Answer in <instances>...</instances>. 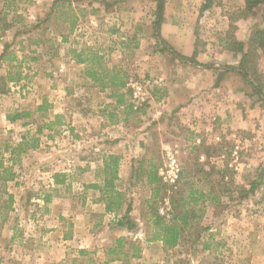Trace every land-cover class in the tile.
<instances>
[{
  "label": "rangeland",
  "instance_id": "obj_1",
  "mask_svg": "<svg viewBox=\"0 0 264 264\" xmlns=\"http://www.w3.org/2000/svg\"><path fill=\"white\" fill-rule=\"evenodd\" d=\"M56 1L0 0V34H4L11 46L3 51L4 58L0 59V93L4 92L0 94V264H264L262 52L252 57L248 68L255 65V69H248V76L250 82L262 87L263 93H256L240 72L231 69H238L240 62L228 65L224 55L221 74L230 71L237 76L225 80L224 107L208 111L206 116H197L201 123L198 138L193 132L191 140L199 139V142L185 149L183 155L178 153L182 173L177 185L160 190L141 186L137 192L143 203L150 198L152 202L156 200L161 216L160 208L169 207L171 217L163 216L166 221L172 219L176 207L180 212L190 210L179 245L168 249L157 242H149V238L157 236L149 213H146L149 219L130 232L112 235L111 228H107L110 236L102 237L92 232L90 238L95 242L89 240L84 247L77 246L70 238L64 239L75 233L72 225L74 191L72 187L71 190L62 187L59 192L62 197L54 202V173L72 174L76 162L90 151L94 141L86 133L72 138L70 132L54 131L61 125L62 118L49 115L54 102L50 100H58L55 97L65 88L67 92L74 91L78 84L72 83L73 76L85 74L89 64H95L103 73L100 79L103 81L94 84L100 88H106L107 82L113 87L116 80L151 81L150 102L138 109L133 107L135 111L148 108L153 97L162 91L160 79L151 71L154 61L149 56L163 53L164 45L160 34L147 35L145 27H136L137 22L150 25V20L143 17L132 20L121 11L124 7L137 8L144 16L153 6L149 0L142 3L74 0L62 6ZM243 8L235 11L232 17L245 19L251 36L255 29L264 28V5L249 12ZM70 10L78 16L77 20L65 18ZM86 11L92 15L88 16ZM46 12L51 16L48 25L43 27L42 18ZM221 27L227 28L225 24ZM235 28L241 26L232 24L231 33ZM62 35L64 38L60 41ZM227 35L223 31L217 42L224 45ZM245 44L247 48L248 41ZM228 47L237 51L233 43ZM80 49V56L76 55L78 51L73 52ZM98 56L103 60L96 63ZM73 58L79 63H73ZM114 67L120 74L112 73ZM5 75L11 79L7 81L3 78ZM127 91H130L132 102V90L127 88ZM235 94L238 95L237 107L231 108L230 95L235 101ZM44 98L48 100L46 103L42 102ZM70 103L66 100L68 106ZM40 104H43L41 109L38 108ZM16 111L31 113L16 122L5 118L6 114ZM51 121L56 123L48 128ZM185 134L191 136L190 132ZM23 137L25 144L20 146ZM165 155L161 153L162 166ZM11 172L16 173L12 179ZM260 175H263L262 185L242 198V190L249 188L250 182ZM67 181L72 186V180ZM190 188L205 190L209 196L219 198L212 200L206 196L191 200ZM6 192L13 194L12 201ZM46 194H52L48 203L44 202ZM9 204L10 207L4 208ZM153 204L155 206V201ZM100 217L96 212L93 219L98 222ZM121 237L126 240L118 246Z\"/></svg>",
  "mask_w": 264,
  "mask_h": 264
},
{
  "label": "crops",
  "instance_id": "obj_2",
  "mask_svg": "<svg viewBox=\"0 0 264 264\" xmlns=\"http://www.w3.org/2000/svg\"><path fill=\"white\" fill-rule=\"evenodd\" d=\"M114 1L142 3L144 0ZM149 1L153 6L150 10H146L144 16L137 11V8L121 9V11L124 10V15L132 20L138 17L150 20V25L147 26L141 22L136 23V27H145L144 34H160L162 37L161 44L164 47L161 52L163 53L149 56L154 61L151 71L160 79L158 81L162 85V91L159 96L153 97L148 108L140 111L133 109L130 91H127V82L124 87L121 85L110 87V82H107L106 88L94 86L99 81H103L100 80L103 73L99 71L98 65L89 63L85 74L79 77L73 76L72 83L78 84L74 91L67 92L65 88L60 90L56 97L54 96L58 97V100H50L55 103L50 105L53 112L50 110L49 115L54 114L56 118H62L61 125L54 128V131L70 132L72 138H80L82 133H86L94 141L90 151L78 159L72 174L65 171L54 173V176L59 174L60 178H64L63 182H55L54 202H58V198L62 197L59 193L62 187L70 190L72 187L74 191L72 207L75 213L72 217V225H74L75 233L64 239L70 238V241L75 242L79 247H84L83 245L88 244L89 240L94 241L90 238L92 232L102 237L105 234L110 236V231L112 235L132 231L133 228H128L127 224L119 223L126 213L128 204L131 205L130 215L136 226H141L143 220L146 222L149 219L151 198L143 203L138 199V190L141 186H147L153 190L161 185V182L159 184L149 182L156 175L160 176L161 153L165 155L166 150L176 147L178 153L183 155L185 149L193 148L199 142V139L191 140L193 132L198 138L197 132L201 125L198 117L206 116L208 111L224 107L222 100L227 98L224 92L225 80L237 76L230 71L224 75L221 74L222 63H224L221 59L224 55L228 65L238 64L242 57L240 51H234L228 47V44L233 43L234 38L246 43L251 33V30L246 28L249 24L245 19L232 17L235 11L244 7L245 0H164L162 13H159L156 8L157 0ZM56 2L62 6L70 5L74 3V0ZM46 13L42 18L43 27L48 25L47 22L51 16L50 12ZM85 13L88 16L92 15H89L88 11ZM65 18L77 20L78 16L70 10L68 17ZM159 20L161 21L158 24ZM224 24L227 26L226 30L221 27ZM232 24L241 26L240 29H233L234 35L229 30ZM72 29L73 27L70 26V30ZM223 31L224 34H228L224 45L217 42V38L223 34ZM6 33L8 34L7 30ZM63 38L62 35L59 40L62 41ZM152 42L156 43L153 38ZM9 46L10 44L4 39V34H0L1 60L4 58L3 51L9 49ZM79 51L81 49L73 50L80 56ZM98 57L99 61L103 60L102 56ZM76 60L73 58L72 62L79 61ZM94 67L97 73L92 76L88 72ZM111 71L120 74V70L116 67ZM3 78L7 81L11 79L6 75ZM117 81L119 80L113 83ZM230 96L231 108L233 105L237 107L238 95L235 94V101L232 100L233 96ZM45 97H48L47 94ZM66 100L71 101L69 106ZM47 101V98L42 100L45 103ZM42 105L40 104L39 107L43 108ZM8 115H5L8 121H17L9 120ZM193 118L194 123L191 122ZM55 123L56 121H51L47 127ZM185 132H190L191 136L186 137ZM24 140L23 137L22 141ZM112 157H115L118 162L115 189L122 192L124 198L119 210L108 211L104 189L108 177L106 166ZM67 180H72V186ZM30 198L31 196L28 197ZM51 200L52 194L44 196V202L48 203ZM96 212L101 215L98 222L93 219ZM146 213L149 214L146 215ZM107 228H111L110 231H106ZM148 240L164 246L157 236ZM105 256L102 257L105 258Z\"/></svg>",
  "mask_w": 264,
  "mask_h": 264
},
{
  "label": "trees",
  "instance_id": "obj_3",
  "mask_svg": "<svg viewBox=\"0 0 264 264\" xmlns=\"http://www.w3.org/2000/svg\"><path fill=\"white\" fill-rule=\"evenodd\" d=\"M157 10L159 13H162L164 10V0H157ZM264 5V0H245V5L243 10L246 12H249L253 10L254 8ZM161 20L158 21V24ZM233 44L237 46V51H240L242 53V57L238 66V69L235 67H231V69H235L238 72H240L248 81V69H255V65H251L248 68V64L250 61H252V57L256 56L260 52L264 53V28H257L255 29L249 40H248V47L246 48V44L241 41L233 40ZM235 50V49H234ZM236 51V50H235ZM97 58V56H94ZM99 58V57H98ZM96 63H99V59ZM97 73L96 68H92V71L88 72V74L94 76ZM115 77V76H114ZM250 82V81H249ZM254 88L255 92L260 94L263 93L262 87H259L252 82H250ZM113 85H121L126 86V82L124 80L117 81L116 83H113ZM129 88V87H128ZM41 109V107H39ZM30 111H16L12 115H8L7 118L9 120L15 121L19 120L24 116L29 115ZM21 143L20 146H23ZM36 145H33L32 147H35ZM27 149V147H26ZM118 169V162L115 157L111 158L110 163L106 166V174L108 177L106 178V185L104 189V194H106V209L108 211L110 210H119L122 207L124 194L120 192L119 190L115 189V180L118 178L117 174ZM156 174V173H155ZM16 176V173L10 174V179L14 178ZM1 177V174H0ZM3 177V176H2ZM160 177V176H159ZM157 175L149 180L150 183L157 182L158 184L161 182L160 178ZM6 179V178H5ZM5 179L3 178L4 182ZM54 180L56 183L63 182L64 178H60L59 174H55ZM263 183V175L258 176L254 180H252L249 184V188H244L242 190L241 197L245 198L248 197L250 194L254 193ZM4 185V184H3ZM161 187H165L163 184L160 186H157V190H160ZM9 200H13V194L8 193ZM195 193H199L197 196H193ZM190 197L191 200H198L204 197H210V199L214 200V198L218 199L219 197L216 196H209L210 193L206 192L205 190H195L194 188H190ZM155 201V206L153 202ZM150 203L149 208L151 209L150 215L152 216V224L157 229V237L162 241L165 248H174L177 245H179L183 239V233L186 230V226L189 222V214L190 210H183L182 212L177 210L174 211L173 217L171 220L166 221L163 216H161L158 212V207L156 206V200ZM174 201V200H173ZM11 205H7L6 207H10ZM180 207V205L178 206ZM131 211V205L128 204V208L126 210V213L123 215L121 220H119L120 224H127L128 228H135L136 224L133 223L132 217L130 215ZM124 240H126L125 237H121L117 242L118 246L122 245ZM107 263V262H106Z\"/></svg>",
  "mask_w": 264,
  "mask_h": 264
},
{
  "label": "built area",
  "instance_id": "obj_4",
  "mask_svg": "<svg viewBox=\"0 0 264 264\" xmlns=\"http://www.w3.org/2000/svg\"><path fill=\"white\" fill-rule=\"evenodd\" d=\"M151 81H139L130 79L127 83L132 90V103L135 109L140 108L144 104L150 102L152 98L149 84ZM182 173L181 163L178 157L177 150L168 149L165 155L164 165L160 168L161 182L164 186L170 188L175 187L180 180ZM160 213L166 218L171 217L170 208H160Z\"/></svg>",
  "mask_w": 264,
  "mask_h": 264
}]
</instances>
